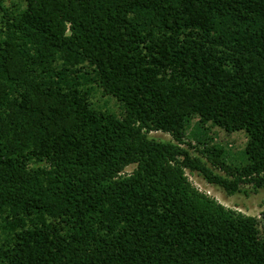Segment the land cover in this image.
I'll use <instances>...</instances> for the list:
<instances>
[{"label": "trees", "instance_id": "16d2710c", "mask_svg": "<svg viewBox=\"0 0 264 264\" xmlns=\"http://www.w3.org/2000/svg\"><path fill=\"white\" fill-rule=\"evenodd\" d=\"M185 170L264 189V0H0V264H264V211Z\"/></svg>", "mask_w": 264, "mask_h": 264}, {"label": "rangeland", "instance_id": "374dc122", "mask_svg": "<svg viewBox=\"0 0 264 264\" xmlns=\"http://www.w3.org/2000/svg\"><path fill=\"white\" fill-rule=\"evenodd\" d=\"M3 2L4 6L9 10L19 9L22 5V0H3ZM91 101L96 108L108 110L117 116L122 111L116 99L103 95L98 88H95ZM208 129V137L212 139V144L223 148L230 162L241 160V153L246 143V138L242 133H228L221 128L211 126ZM194 130V128H191L186 132L181 146L195 156L199 155L197 150L201 149L202 145L193 136ZM148 136L161 141L171 140L168 134L161 132H151ZM133 169L134 167H128L125 169V173L129 174ZM185 174L200 192L214 198L226 208L260 219L261 213L264 211V189L254 191L250 187H244L245 193L240 192L233 196H228L221 188L207 184L197 173L185 170Z\"/></svg>", "mask_w": 264, "mask_h": 264}]
</instances>
